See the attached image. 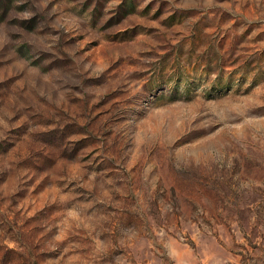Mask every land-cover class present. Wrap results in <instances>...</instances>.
Wrapping results in <instances>:
<instances>
[{"label": "rangeland", "instance_id": "obj_1", "mask_svg": "<svg viewBox=\"0 0 264 264\" xmlns=\"http://www.w3.org/2000/svg\"><path fill=\"white\" fill-rule=\"evenodd\" d=\"M0 264H264V0H0Z\"/></svg>", "mask_w": 264, "mask_h": 264}]
</instances>
